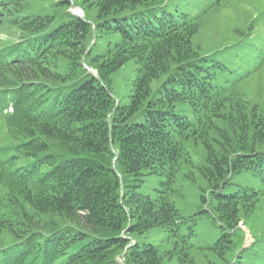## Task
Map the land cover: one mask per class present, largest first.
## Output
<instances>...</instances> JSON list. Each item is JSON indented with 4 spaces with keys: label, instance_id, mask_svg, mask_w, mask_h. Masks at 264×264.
I'll list each match as a JSON object with an SVG mask.
<instances>
[{
    "label": "trees",
    "instance_id": "obj_1",
    "mask_svg": "<svg viewBox=\"0 0 264 264\" xmlns=\"http://www.w3.org/2000/svg\"><path fill=\"white\" fill-rule=\"evenodd\" d=\"M32 3L0 0V264H195L197 220L176 206L187 143L224 231L208 249L230 264V232L264 198V102L219 85L225 67L192 45L201 17L168 0ZM130 59L116 101L110 75Z\"/></svg>",
    "mask_w": 264,
    "mask_h": 264
},
{
    "label": "rangeland",
    "instance_id": "obj_2",
    "mask_svg": "<svg viewBox=\"0 0 264 264\" xmlns=\"http://www.w3.org/2000/svg\"><path fill=\"white\" fill-rule=\"evenodd\" d=\"M28 12H50L49 0H31ZM188 15L201 17L198 31L192 37V45L201 54L211 55L225 69L218 70L220 86L235 87L242 98L250 104L262 105L264 102V0H168ZM80 16L85 13L86 20H96L95 11L78 7L69 11ZM72 13V12H71ZM7 33L0 32V42L7 40ZM91 43L88 48H90ZM137 65L133 59L110 75L111 91L121 102L127 100L130 84L135 76ZM11 111V107H7ZM6 112V108L3 110ZM0 119V140L7 130ZM191 163L184 164L178 172L177 185L182 197L176 206L185 218L197 220L194 237H191V254L195 264H228L214 251L209 250L218 243L223 230L215 224L208 207V188L200 175L204 165V153L199 144L187 143ZM189 174L191 178L186 177ZM210 190V189H209ZM3 188L0 184V195ZM205 202V203H204ZM231 233L230 248L226 257L230 264H264V198L246 214ZM152 235H163L157 228ZM120 263V256L116 258Z\"/></svg>",
    "mask_w": 264,
    "mask_h": 264
},
{
    "label": "water",
    "instance_id": "obj_3",
    "mask_svg": "<svg viewBox=\"0 0 264 264\" xmlns=\"http://www.w3.org/2000/svg\"><path fill=\"white\" fill-rule=\"evenodd\" d=\"M74 15L78 16L79 17V14L78 13H75V12H72ZM94 41V38L92 39V42Z\"/></svg>",
    "mask_w": 264,
    "mask_h": 264
},
{
    "label": "bare ground",
    "instance_id": "obj_4",
    "mask_svg": "<svg viewBox=\"0 0 264 264\" xmlns=\"http://www.w3.org/2000/svg\"><path fill=\"white\" fill-rule=\"evenodd\" d=\"M77 13H79V14H80V11H78V10H77Z\"/></svg>",
    "mask_w": 264,
    "mask_h": 264
}]
</instances>
